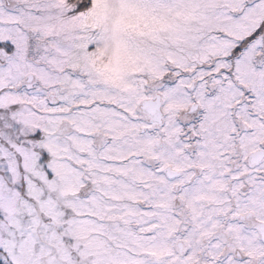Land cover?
<instances>
[{"label":"snow or ice","instance_id":"obj_1","mask_svg":"<svg viewBox=\"0 0 264 264\" xmlns=\"http://www.w3.org/2000/svg\"><path fill=\"white\" fill-rule=\"evenodd\" d=\"M0 264H264V0H0Z\"/></svg>","mask_w":264,"mask_h":264}]
</instances>
